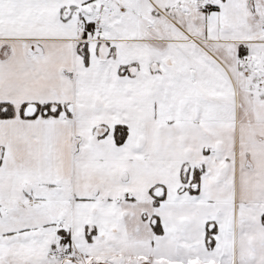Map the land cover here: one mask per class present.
<instances>
[{
  "label": "snow or ice",
  "instance_id": "1",
  "mask_svg": "<svg viewBox=\"0 0 264 264\" xmlns=\"http://www.w3.org/2000/svg\"><path fill=\"white\" fill-rule=\"evenodd\" d=\"M0 264H264V0H0Z\"/></svg>",
  "mask_w": 264,
  "mask_h": 264
}]
</instances>
